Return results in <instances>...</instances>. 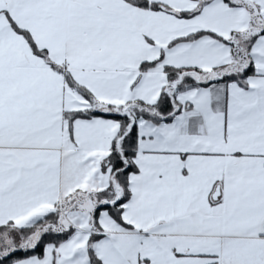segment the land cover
Wrapping results in <instances>:
<instances>
[{"label": "snow or ice", "instance_id": "obj_1", "mask_svg": "<svg viewBox=\"0 0 264 264\" xmlns=\"http://www.w3.org/2000/svg\"><path fill=\"white\" fill-rule=\"evenodd\" d=\"M0 264H264V0H0Z\"/></svg>", "mask_w": 264, "mask_h": 264}]
</instances>
